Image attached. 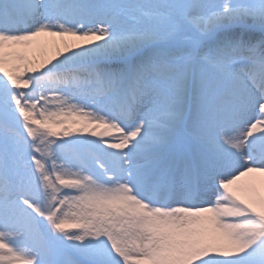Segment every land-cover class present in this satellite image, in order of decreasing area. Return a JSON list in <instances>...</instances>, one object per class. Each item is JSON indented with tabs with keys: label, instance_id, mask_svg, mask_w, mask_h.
Wrapping results in <instances>:
<instances>
[{
	"label": "snow or ice",
	"instance_id": "6c2138e0",
	"mask_svg": "<svg viewBox=\"0 0 264 264\" xmlns=\"http://www.w3.org/2000/svg\"><path fill=\"white\" fill-rule=\"evenodd\" d=\"M0 264H264V0H0Z\"/></svg>",
	"mask_w": 264,
	"mask_h": 264
}]
</instances>
